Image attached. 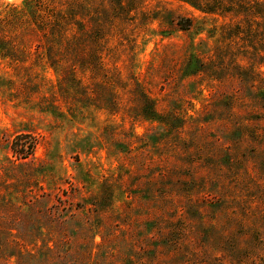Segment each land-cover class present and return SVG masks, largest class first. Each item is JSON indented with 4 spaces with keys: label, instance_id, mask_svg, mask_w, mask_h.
<instances>
[{
    "label": "rangeland",
    "instance_id": "rangeland-1",
    "mask_svg": "<svg viewBox=\"0 0 264 264\" xmlns=\"http://www.w3.org/2000/svg\"><path fill=\"white\" fill-rule=\"evenodd\" d=\"M242 1L85 0L96 64L87 38L51 61L29 22L0 37V264H264V0Z\"/></svg>",
    "mask_w": 264,
    "mask_h": 264
},
{
    "label": "trees",
    "instance_id": "trees-1",
    "mask_svg": "<svg viewBox=\"0 0 264 264\" xmlns=\"http://www.w3.org/2000/svg\"><path fill=\"white\" fill-rule=\"evenodd\" d=\"M195 7L205 12H216L222 10L223 12H231L240 10L243 6L248 7L242 0H185ZM85 0H25V9L21 16L9 19H1V22H5L1 27L4 28V32H1L0 37L6 38L10 29L14 28L23 22H29V26L35 32L36 38H38L39 46L47 44V50L45 54L48 60H60L66 56L70 59L79 60L83 56L84 39L87 38L91 43L93 51H91L90 59L85 60L95 63V58L98 56L96 49L99 47V36L96 35L97 26L99 20L93 19L90 15L88 22H95L92 25L91 31H87L86 36L83 32L86 29L87 17H82L81 10L84 9ZM260 6V2L257 3ZM262 5V4H261ZM86 10H90V6L86 7ZM247 12H252V9H246ZM241 12V11H237ZM180 26L182 29H188L193 25V19L181 18ZM96 27V29H95ZM95 32V34H94ZM4 43L0 40V44ZM84 61V60H83ZM22 137H19L13 142V149L15 153L20 157H27L30 150L35 147L34 142H26L23 145L20 144ZM27 150L24 151L19 150Z\"/></svg>",
    "mask_w": 264,
    "mask_h": 264
}]
</instances>
